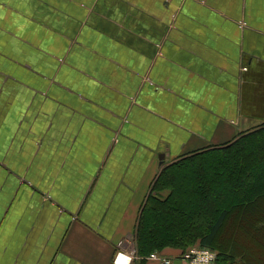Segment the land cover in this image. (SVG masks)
Here are the masks:
<instances>
[{"label":"crops","instance_id":"0c3cea01","mask_svg":"<svg viewBox=\"0 0 264 264\" xmlns=\"http://www.w3.org/2000/svg\"><path fill=\"white\" fill-rule=\"evenodd\" d=\"M260 127L264 0H0V264H157L160 171Z\"/></svg>","mask_w":264,"mask_h":264},{"label":"trees","instance_id":"16d2710c","mask_svg":"<svg viewBox=\"0 0 264 264\" xmlns=\"http://www.w3.org/2000/svg\"><path fill=\"white\" fill-rule=\"evenodd\" d=\"M134 239L140 258L198 244L216 264H264V127L164 167Z\"/></svg>","mask_w":264,"mask_h":264},{"label":"built area","instance_id":"2783aa9c","mask_svg":"<svg viewBox=\"0 0 264 264\" xmlns=\"http://www.w3.org/2000/svg\"><path fill=\"white\" fill-rule=\"evenodd\" d=\"M119 256L120 254L116 255V262ZM147 258L157 264H174L176 261L180 264H216V252L198 244L188 247L180 253L178 258L168 257L161 251L152 252Z\"/></svg>","mask_w":264,"mask_h":264},{"label":"rangeland","instance_id":"374dc122","mask_svg":"<svg viewBox=\"0 0 264 264\" xmlns=\"http://www.w3.org/2000/svg\"><path fill=\"white\" fill-rule=\"evenodd\" d=\"M194 245H195V244H194ZM261 253H262L263 257H264V252H261ZM261 253H260V254H261Z\"/></svg>","mask_w":264,"mask_h":264},{"label":"water","instance_id":"95a60500","mask_svg":"<svg viewBox=\"0 0 264 264\" xmlns=\"http://www.w3.org/2000/svg\"><path fill=\"white\" fill-rule=\"evenodd\" d=\"M161 157H162V156H160V159H162Z\"/></svg>","mask_w":264,"mask_h":264}]
</instances>
